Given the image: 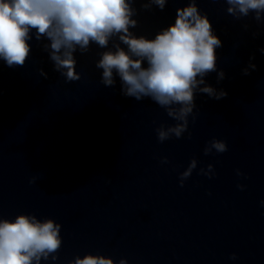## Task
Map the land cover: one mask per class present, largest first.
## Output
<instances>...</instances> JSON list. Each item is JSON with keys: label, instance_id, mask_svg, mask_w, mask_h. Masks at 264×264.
<instances>
[{"label": "clouds", "instance_id": "9594fccd", "mask_svg": "<svg viewBox=\"0 0 264 264\" xmlns=\"http://www.w3.org/2000/svg\"><path fill=\"white\" fill-rule=\"evenodd\" d=\"M137 0H0V60L9 68L23 67L31 53V33L36 41L46 39L43 45L53 62L54 71L66 81H77V50L87 53L92 44L107 49L100 53L96 67L102 69L101 83L114 87L116 77L121 93L137 101L151 99L165 109L174 125H161L156 129L160 142L175 136L177 139L188 130V117L193 114L197 90L209 98L220 100L227 91H217L204 79L217 72L216 49L222 47L214 34L207 14L200 11L198 0H187L176 9L175 22L157 32L154 38L137 36L130 29L137 27L133 19ZM169 0H144V9L151 5L164 10ZM226 11L235 19L254 13L257 23L264 22V0H224ZM247 27V25H246ZM257 33H253V36ZM112 42V47L109 44ZM126 46V47H122ZM264 53V48L260 49ZM255 57H251L254 59ZM256 65L250 63L242 70L250 75ZM115 73V75H114ZM40 75L47 73L40 69ZM218 72V82L224 79ZM203 85V87H200ZM193 119L195 117L193 116ZM224 153L227 144L212 139L204 149L205 155ZM162 163H168L167 158ZM192 159L180 174L181 187L194 169ZM208 169L213 166L209 164ZM203 173V169H201ZM239 174V173H238ZM242 187V186H241ZM264 203V201H262ZM61 225L52 218L38 219L32 214H19L14 220L0 216V264H41L49 258L55 261L62 246ZM233 259L235 255L233 254ZM69 264H117L104 255L77 256ZM118 264H128L120 259Z\"/></svg>", "mask_w": 264, "mask_h": 264}]
</instances>
